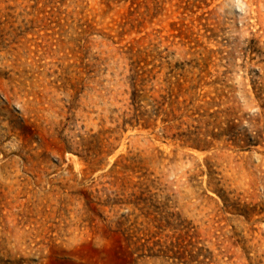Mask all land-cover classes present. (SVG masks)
<instances>
[{
  "label": "rangeland",
  "instance_id": "374dc122",
  "mask_svg": "<svg viewBox=\"0 0 264 264\" xmlns=\"http://www.w3.org/2000/svg\"><path fill=\"white\" fill-rule=\"evenodd\" d=\"M0 264H264V0H0Z\"/></svg>",
  "mask_w": 264,
  "mask_h": 264
}]
</instances>
